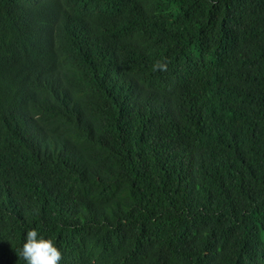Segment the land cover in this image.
Here are the masks:
<instances>
[{"label":"trees","instance_id":"obj_1","mask_svg":"<svg viewBox=\"0 0 264 264\" xmlns=\"http://www.w3.org/2000/svg\"><path fill=\"white\" fill-rule=\"evenodd\" d=\"M33 228L59 264H264V0H0V264Z\"/></svg>","mask_w":264,"mask_h":264},{"label":"clouds","instance_id":"obj_2","mask_svg":"<svg viewBox=\"0 0 264 264\" xmlns=\"http://www.w3.org/2000/svg\"><path fill=\"white\" fill-rule=\"evenodd\" d=\"M20 254L26 264H59L62 259V254L54 241L39 234L35 228L27 231Z\"/></svg>","mask_w":264,"mask_h":264}]
</instances>
